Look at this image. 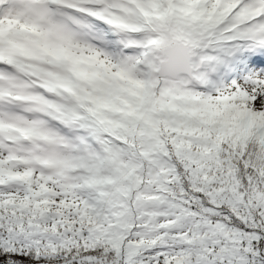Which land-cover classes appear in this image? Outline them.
Returning <instances> with one entry per match:
<instances>
[{"label": "snow or ice", "instance_id": "1", "mask_svg": "<svg viewBox=\"0 0 264 264\" xmlns=\"http://www.w3.org/2000/svg\"><path fill=\"white\" fill-rule=\"evenodd\" d=\"M0 264H264V0H0Z\"/></svg>", "mask_w": 264, "mask_h": 264}]
</instances>
